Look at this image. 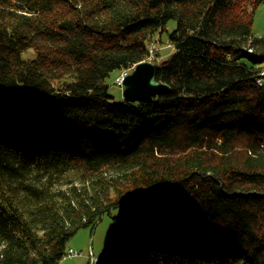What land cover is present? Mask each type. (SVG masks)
<instances>
[{
  "label": "trees",
  "instance_id": "16d2710c",
  "mask_svg": "<svg viewBox=\"0 0 264 264\" xmlns=\"http://www.w3.org/2000/svg\"><path fill=\"white\" fill-rule=\"evenodd\" d=\"M263 2L0 0V264H58L113 210L88 264H264ZM163 33L169 92L116 98Z\"/></svg>",
  "mask_w": 264,
  "mask_h": 264
},
{
  "label": "rangeland",
  "instance_id": "374dc122",
  "mask_svg": "<svg viewBox=\"0 0 264 264\" xmlns=\"http://www.w3.org/2000/svg\"><path fill=\"white\" fill-rule=\"evenodd\" d=\"M174 27L175 22L170 21L167 25V31L171 32ZM252 34L256 37L264 36V2L255 10ZM166 36V33H163L162 37L156 34L151 39L149 43V55L146 61L160 65L174 52V49L166 40ZM27 56L32 57L33 55L29 53ZM129 72L130 69L121 72L115 71L106 80V84L109 86V92L116 98L119 96L122 97V86L118 85L119 79L123 77L124 73L128 74ZM121 212L122 210H113V212H111L112 215L105 214L94 227L78 230L67 244V252L69 249H72L77 256L65 257L58 264H88L90 258L92 263L93 260L99 256L106 240L116 228V223L112 219V216H119Z\"/></svg>",
  "mask_w": 264,
  "mask_h": 264
},
{
  "label": "water",
  "instance_id": "95a60500",
  "mask_svg": "<svg viewBox=\"0 0 264 264\" xmlns=\"http://www.w3.org/2000/svg\"><path fill=\"white\" fill-rule=\"evenodd\" d=\"M157 65L150 61H141L133 66L122 80V99L128 103L148 102L154 97L169 92V87L156 80ZM4 95L0 89V106Z\"/></svg>",
  "mask_w": 264,
  "mask_h": 264
},
{
  "label": "bare ground",
  "instance_id": "6f19581e",
  "mask_svg": "<svg viewBox=\"0 0 264 264\" xmlns=\"http://www.w3.org/2000/svg\"><path fill=\"white\" fill-rule=\"evenodd\" d=\"M255 84L258 87H264V66L260 69V71L258 72V75L255 79ZM68 256V253H67ZM95 261V259L93 260V262Z\"/></svg>",
  "mask_w": 264,
  "mask_h": 264
},
{
  "label": "built area",
  "instance_id": "2783aa9c",
  "mask_svg": "<svg viewBox=\"0 0 264 264\" xmlns=\"http://www.w3.org/2000/svg\"><path fill=\"white\" fill-rule=\"evenodd\" d=\"M127 75V73H124L123 77L121 79H119V84L118 85H122V80L123 78ZM256 79V78H255ZM77 256L76 253L74 251H72L71 249L68 250V256L67 257H75Z\"/></svg>",
  "mask_w": 264,
  "mask_h": 264
}]
</instances>
